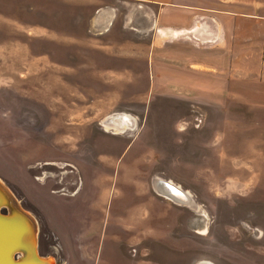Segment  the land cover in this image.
<instances>
[{
  "label": "rangeland",
  "instance_id": "1",
  "mask_svg": "<svg viewBox=\"0 0 264 264\" xmlns=\"http://www.w3.org/2000/svg\"><path fill=\"white\" fill-rule=\"evenodd\" d=\"M159 10L0 0V179L54 264H264V92L154 49Z\"/></svg>",
  "mask_w": 264,
  "mask_h": 264
},
{
  "label": "crops",
  "instance_id": "2",
  "mask_svg": "<svg viewBox=\"0 0 264 264\" xmlns=\"http://www.w3.org/2000/svg\"><path fill=\"white\" fill-rule=\"evenodd\" d=\"M140 2L160 6L154 27V49L155 46L160 49L159 41L164 39L165 49L173 46L174 59L181 61L174 45L190 43L193 49H190L189 53L193 51L196 53L197 50L205 52L204 60H196L198 56H195L192 65L205 67L215 78L210 86L220 82L222 85L220 92L223 93V89L228 90L230 76L236 75L238 80L235 84L240 87L236 88L237 90L240 91L242 86H249L248 90L264 92V3L258 0H140ZM186 2L195 7L181 6V3ZM230 4H233L236 13L229 10ZM177 8L194 9L184 11L188 13V25L185 27L180 26L178 19L172 16ZM168 17L172 18V22L165 24ZM245 78L249 79L245 81ZM226 84L227 88L223 87ZM65 251L70 252L67 247Z\"/></svg>",
  "mask_w": 264,
  "mask_h": 264
},
{
  "label": "water",
  "instance_id": "3",
  "mask_svg": "<svg viewBox=\"0 0 264 264\" xmlns=\"http://www.w3.org/2000/svg\"><path fill=\"white\" fill-rule=\"evenodd\" d=\"M162 184L169 191L171 198L177 197L172 185L167 182ZM163 194L168 195L167 192ZM180 202L191 201L180 199ZM0 264H54L53 258L43 256L40 252L38 220L21 205L20 200L2 179H0Z\"/></svg>",
  "mask_w": 264,
  "mask_h": 264
},
{
  "label": "bare ground",
  "instance_id": "4",
  "mask_svg": "<svg viewBox=\"0 0 264 264\" xmlns=\"http://www.w3.org/2000/svg\"><path fill=\"white\" fill-rule=\"evenodd\" d=\"M107 129H110V130H118L117 132H120V133H123V131L124 130H122V129H120V128H116L115 126H113V125H106L105 126ZM126 130V129H125ZM109 131V130H108ZM163 182H167V183H169L170 185H172L174 188H175V190L173 191L174 193H175V195H177V197H172V198H174L176 201H178V202H180V199L181 200H186V199H188L189 201H191V197H190V195L187 193V192H185L182 188H180L178 185H176L175 183H172V182H169V181H165V180H158V181H156V188H157V190H158V192L160 193V195L161 196H164V197H167V198H169L170 200H173L170 196V193H169V191H167V189L166 188H164V185L162 184ZM163 185V186H162ZM166 193L167 192V194L168 195H164L163 193ZM192 202H190V203H185L186 205H189V204H191ZM183 204V203H182Z\"/></svg>",
  "mask_w": 264,
  "mask_h": 264
}]
</instances>
